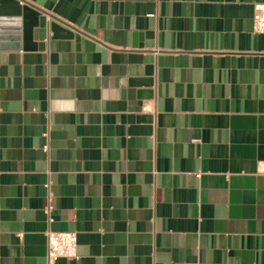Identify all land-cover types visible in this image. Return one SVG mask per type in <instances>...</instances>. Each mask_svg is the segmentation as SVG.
Here are the masks:
<instances>
[{"label": "crops", "instance_id": "1", "mask_svg": "<svg viewBox=\"0 0 264 264\" xmlns=\"http://www.w3.org/2000/svg\"><path fill=\"white\" fill-rule=\"evenodd\" d=\"M23 1L42 46L0 4V264H46L47 230L77 234L55 264H264V0Z\"/></svg>", "mask_w": 264, "mask_h": 264}, {"label": "water", "instance_id": "2", "mask_svg": "<svg viewBox=\"0 0 264 264\" xmlns=\"http://www.w3.org/2000/svg\"><path fill=\"white\" fill-rule=\"evenodd\" d=\"M22 0H0V4L8 5L13 16L14 27L16 28V45L19 49H34L41 47V44H37L33 40V29L39 26L40 11L35 9L28 3L21 4ZM19 27L23 30V40L18 42ZM48 29L59 37H69L78 39L76 33H73L72 28L59 20L52 18V21L48 23Z\"/></svg>", "mask_w": 264, "mask_h": 264}, {"label": "built area", "instance_id": "3", "mask_svg": "<svg viewBox=\"0 0 264 264\" xmlns=\"http://www.w3.org/2000/svg\"><path fill=\"white\" fill-rule=\"evenodd\" d=\"M21 4L26 3L21 1ZM253 29L264 34V2L254 5ZM47 147H44L46 150ZM77 257V234L74 231L46 232V264H55L58 258L73 259Z\"/></svg>", "mask_w": 264, "mask_h": 264}]
</instances>
